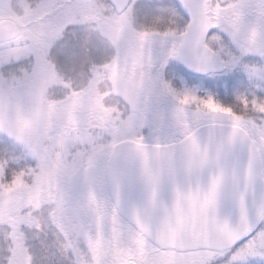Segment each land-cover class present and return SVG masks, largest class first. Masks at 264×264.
I'll return each instance as SVG.
<instances>
[{"label":"snow or ice","instance_id":"obj_1","mask_svg":"<svg viewBox=\"0 0 264 264\" xmlns=\"http://www.w3.org/2000/svg\"><path fill=\"white\" fill-rule=\"evenodd\" d=\"M0 264H264V0H0Z\"/></svg>","mask_w":264,"mask_h":264}]
</instances>
